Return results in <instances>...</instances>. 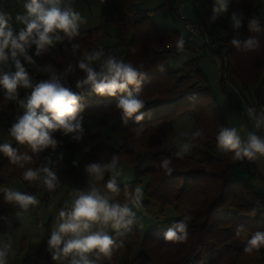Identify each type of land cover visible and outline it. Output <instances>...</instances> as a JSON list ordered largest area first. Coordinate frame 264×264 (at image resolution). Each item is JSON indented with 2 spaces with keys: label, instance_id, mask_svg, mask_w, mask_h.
I'll use <instances>...</instances> for the list:
<instances>
[{
  "label": "trees",
  "instance_id": "obj_1",
  "mask_svg": "<svg viewBox=\"0 0 264 264\" xmlns=\"http://www.w3.org/2000/svg\"><path fill=\"white\" fill-rule=\"evenodd\" d=\"M5 1L10 5L26 3V0ZM145 1L100 0V26L88 31L80 30V35L72 41L64 39L58 47L39 57L34 56L35 64L22 61L34 82L48 78L49 73L42 70L46 66L62 74L72 65L73 70L62 77L61 83L80 95L83 108L80 116L83 119H117L111 131L121 143L117 149L100 143V134H93L97 128L106 125L105 121L98 122L90 133L83 132L82 139L75 143L69 142L59 132L54 134L62 142L56 152L63 153L66 163L64 170L56 173L60 183L58 188L67 179L79 181L88 178L84 172L87 164L101 160L107 162L115 154L118 162L128 164L135 174L134 182L120 186V195L115 197L117 200L125 202V185L130 189L135 186L142 188L143 179L147 178L142 188V213L149 218L160 219L165 217L168 208L174 207L178 215L176 220L150 229L143 237L134 224L131 232L120 237L123 246L114 249L111 260L103 259L100 264H264V247L252 253L244 251L248 239L256 231H264V191L257 184L259 173L255 164L246 158L235 160L233 153L222 152L217 147L216 136L220 128L231 127L200 67V58L188 61L177 71L169 68L167 62L175 54L182 53L176 49V41L181 35L165 27L157 28L151 18L152 12L140 7V3ZM192 1L203 10V13L199 12V20L216 47L213 54L219 55L223 61L220 80L223 93L238 114L250 123L246 111L238 106L226 88L228 84H233L249 90L254 100L255 115L259 117L264 107V32L249 31L248 22L256 17L264 27V0H233L230 12H243L245 18L242 27L234 30L227 23V33L219 39L208 32L203 19V16L211 13L212 0ZM108 26H113L118 32L114 45L108 43L111 39ZM250 38L259 41L258 49H245L244 45ZM233 39L239 40V48L231 44ZM185 41L184 51L195 49V42L191 39ZM73 44H78L79 48L73 50ZM100 47L126 63L138 68L143 66L140 70L144 78L138 94L145 102L142 110L145 118L139 123L132 118L124 124L116 109L119 99L126 94L101 97L92 92L89 86L76 88L77 80L84 77L78 68V60ZM93 66L98 70V63ZM161 66L163 71L160 70ZM130 90L137 94L135 88L130 86ZM30 91H21L19 99H24ZM0 109H3L7 128L24 111L18 100L9 101L4 93L0 94ZM184 114L192 116L194 131L202 129L203 136L192 141L202 146L194 147L191 154L181 160L174 154L177 151L174 141L177 137L182 140L175 129L174 119ZM141 127L143 131L137 137L136 131ZM258 133L264 136V126L259 128ZM3 142L0 140V143ZM81 143L86 144L89 150L83 161L72 166V157ZM12 145L20 153L32 155L27 145ZM52 154L50 149L45 150L38 157L34 156V162L26 164L24 169L0 154V187L12 189V182L19 180L23 185L21 192L35 196L44 193L43 202L48 206L54 191L49 192L40 181H25L22 173L28 167L45 163V157ZM165 158L172 161L171 175L160 167ZM108 178L106 176L102 182L103 189ZM17 208L5 203L0 192V217L8 218ZM185 216L191 217L187 222V239L182 243L166 241L164 233L174 228ZM5 222L0 218V226ZM238 228L243 229L240 236L236 235ZM48 238L36 254L41 264H55L47 251Z\"/></svg>",
  "mask_w": 264,
  "mask_h": 264
},
{
  "label": "clouds",
  "instance_id": "obj_2",
  "mask_svg": "<svg viewBox=\"0 0 264 264\" xmlns=\"http://www.w3.org/2000/svg\"><path fill=\"white\" fill-rule=\"evenodd\" d=\"M233 0H212V10L209 23L215 22L229 12ZM63 0H26L25 13L18 14L16 21L23 25L16 31L11 24V16L0 12V90H3L5 99L18 100L24 110L22 115H17L15 122L8 128L9 136L18 145H27L32 155L27 152L20 153L18 148L11 143H0V154L7 157L13 164L24 169L26 164L34 162L37 156L50 149L53 154L62 143L54 134L59 132L74 141H80L83 135L82 117L83 108L80 104L81 97L70 87L61 83L62 77L71 72L72 65L61 74L50 66L42 69L48 72L47 79L34 82L28 70L21 62V58L28 64H35L29 50L35 47V56L39 57L62 43L64 39L72 41L80 35V26L86 21L80 12L70 4L62 6ZM242 11L233 10L230 15L231 26L234 30L242 27L244 20ZM248 29L254 33L264 32L259 19L252 17L248 22ZM62 34V35H61ZM185 38L181 35L176 41V49L183 52ZM231 44L239 48L240 42L233 39ZM247 50H256L260 47L259 41L250 38L244 45ZM73 50L79 48L78 44L72 45ZM9 61L14 65V71H4ZM98 63V70L93 65ZM132 63H126L111 52L106 53L103 47L84 54L78 60V68L84 77L76 82V88H91L95 94L104 97L123 95L116 104L123 123L134 118L136 123L144 120L145 102L139 96L141 81L144 73ZM163 71V66L160 68ZM130 86L135 88L134 95ZM30 89L24 99H19L18 89ZM250 120H255L257 129L264 126V107L259 117L255 115L254 108H248ZM148 115H151L150 113ZM243 130V126L241 127ZM143 128L136 131L137 137ZM181 136H189L182 133ZM203 136V130L197 129L190 134V139L181 140L177 137L174 141L177 151L174 153L179 159L191 152L194 147L202 146L192 141ZM217 147L222 152H231L233 159L256 161L264 158V137L255 132H248L247 139L241 138L236 127H221L217 136ZM87 150V149H86ZM63 159V153L58 155ZM77 161H73L76 165ZM170 158L161 161L160 167L166 174L173 172ZM56 161L45 157V163L38 167H28L23 173V179L28 182L40 181L49 192L55 191L60 183L54 170ZM118 156L113 154L107 162L101 160L91 162L84 168L88 177L86 190L73 189L71 199L66 201L59 209L55 226L52 228L47 240V251L51 254L55 264H100L103 259L111 260L114 249L123 246L120 237L131 232L132 226L139 222V217L133 208L142 206L143 189L135 186L130 189L124 186L125 202L121 203L115 197L121 192L117 177L123 173L117 168ZM110 173L104 184L105 191L98 187L100 181L105 180V174ZM5 203L16 206L22 212H27L32 206L40 203L35 195L20 192L7 187H0ZM131 205V206H130ZM17 212V216H20ZM7 220V217H0ZM190 216H185L174 228L164 233L166 241L182 243L188 237L187 222ZM111 230L114 235H111ZM242 228H238L236 235L240 236ZM264 247V231H256L247 241L244 251L252 253ZM11 244L0 248V264H7Z\"/></svg>",
  "mask_w": 264,
  "mask_h": 264
},
{
  "label": "rangeland",
  "instance_id": "obj_3",
  "mask_svg": "<svg viewBox=\"0 0 264 264\" xmlns=\"http://www.w3.org/2000/svg\"><path fill=\"white\" fill-rule=\"evenodd\" d=\"M24 4L25 3L10 5L5 0H0V12L7 13L11 16L10 22L16 31H19V29L23 27L22 24L16 21V16L18 14L25 13L26 10L24 8ZM67 4H70L76 11L80 12L81 16L86 21L81 24L80 30H92L102 24V8L100 0H63L62 6ZM140 7L144 10L152 12L151 18L157 28L165 27L179 32V34L183 35L185 39H191L196 43L194 50L192 49L184 51L180 54H175L167 62V64L170 69L177 71L188 61L200 58V67L211 85L212 92L220 105L226 120L228 121L230 127H236L238 129L242 138L246 128V123L234 111L229 100L223 93L221 86L220 80L223 69L222 59L219 55L213 54L216 53L215 51L205 53L203 50L205 49V44L199 41V39L195 40L190 38L191 33H189V31L185 28V21L182 20V17L184 16L188 21L196 20L200 22L199 12L203 13V10L195 6L192 0H147L140 3ZM230 15L231 12L229 9L227 14L212 23H209L211 13L208 16H203L208 32L213 34L216 39L224 37L227 33L225 25L227 23L231 25ZM205 32L207 33L206 30ZM108 33L111 36L108 43L110 45H114L116 43V38L118 37V32L113 26H108ZM209 40H211L210 37ZM211 42L213 43L212 40ZM60 44L61 43H57L56 47ZM34 53L35 47L33 46L29 50V55L34 57ZM22 61L23 58H21V62ZM14 70L15 68L11 61H9L8 65L4 67V71ZM226 90L229 94L234 96L240 108H244L245 110L252 108L254 100L249 90L241 86H234L233 84H228ZM18 91L20 93L21 91H24V89L21 88L18 89ZM2 93L3 90H0V94ZM2 112L3 109H0V140L14 144L16 142L9 136L8 128L6 127V120H4L5 115L2 114ZM102 121H105L106 125L97 128L93 134H100V143L109 144L116 149L119 148L121 143L111 132L112 128L117 123L116 118L82 119L83 132L90 133L93 130V127L98 122ZM174 126L180 136L182 133H189V136H181L182 140L190 139V134L194 132L193 119L190 114H184L174 119ZM242 126L243 130H241ZM66 139L72 143L77 142L72 140L70 136L66 137ZM88 150L89 147L86 144H79L72 157L71 165L75 166L73 165V161H77L76 165L83 161ZM190 154L191 152L187 155ZM58 155L59 153L56 152L51 156V159L56 161V164L54 165L56 173H58V170L65 165V159H58ZM117 168L123 170L122 175L117 177V183L119 186L130 184L135 181L134 171L128 164L125 162H118ZM105 176H110V173H106ZM85 181L87 180L73 181L71 179H67L60 188L52 193L49 207H47V205L43 202L44 193H39L36 196L40 201L38 205L30 207L27 212H22V210L17 208L11 215L8 216L5 224L0 226V248H3L5 244H11L7 264H41L36 257L40 248V242H43L48 238L49 232H51L52 228L55 226L59 209L66 201L71 199L70 193H72L73 189L86 190L88 188V182ZM147 181V178L143 179L142 188H144ZM11 187L16 191L21 192L23 190V185L19 180L13 181ZM98 187H100L101 191H103V188L100 185H98ZM133 211H135L137 217L140 218L137 224L143 233L148 232L151 228L163 226L166 223L174 221L178 218L174 207L168 208L165 217L160 219H153L145 216L141 211V207L138 209L133 208ZM17 212L21 213L19 217L16 215ZM109 232L110 234H113L111 230H109Z\"/></svg>",
  "mask_w": 264,
  "mask_h": 264
},
{
  "label": "crops",
  "instance_id": "obj_4",
  "mask_svg": "<svg viewBox=\"0 0 264 264\" xmlns=\"http://www.w3.org/2000/svg\"><path fill=\"white\" fill-rule=\"evenodd\" d=\"M229 85H231V84H229ZM230 102V101H229ZM231 104V103H230ZM232 105V104H231ZM232 107H233V109H234V111L238 114V112H237V110L234 108V106L232 105ZM252 108H253V106H252ZM243 110H245L244 108H242ZM246 111V113H247V110H245ZM239 115V114H238ZM239 117H241L240 115H239ZM244 121H245V123H246V128H245V130H244V134H243V136H242V139H244V140H246L247 139V134H248V132H255L257 135H259V136H262V137H264L263 135H261V134H259L258 133V130L259 129H257L256 127H255V129H254V123H255V120H250V123L245 119V118H243V117H241ZM176 129V128H175ZM192 151V150H191ZM63 159H65V158H63ZM65 161V160H64ZM254 162V164H255V167H256V171L259 173V178H258V180H257V184L261 187V189H263V191H264V158H260V159H258V160H256V161H253ZM63 167L65 168L66 167V163H65V165H63ZM63 167H61L60 168V170H58V174H60L62 171H63ZM106 177V176H105ZM82 180H87V181H85V182H88V178H85V179H82ZM81 181V180H80ZM102 182L103 181H100L99 182V184L98 185H100L102 188H103V186H102ZM103 191H104V189H103ZM50 205V204H49ZM49 205L47 206V207H49ZM5 224V223H4ZM136 225H137V227H138V230H139V232H140V234L142 235V237L147 233V232H142L141 230H140V228H139V226H138V224L136 223ZM152 229V228H151ZM112 235V234H111ZM44 242V241H43ZM43 242H40V244H39V247L41 246V244L43 243Z\"/></svg>",
  "mask_w": 264,
  "mask_h": 264
},
{
  "label": "built area",
  "instance_id": "obj_5",
  "mask_svg": "<svg viewBox=\"0 0 264 264\" xmlns=\"http://www.w3.org/2000/svg\"><path fill=\"white\" fill-rule=\"evenodd\" d=\"M185 21V28L191 33V37L193 39H199L203 44H205V53L214 51L215 45L209 40L208 34L205 32V30L202 28L199 21L196 20H186L185 17H182Z\"/></svg>",
  "mask_w": 264,
  "mask_h": 264
}]
</instances>
